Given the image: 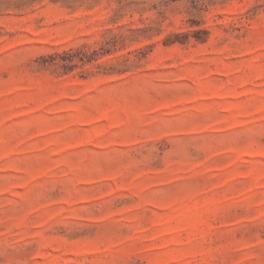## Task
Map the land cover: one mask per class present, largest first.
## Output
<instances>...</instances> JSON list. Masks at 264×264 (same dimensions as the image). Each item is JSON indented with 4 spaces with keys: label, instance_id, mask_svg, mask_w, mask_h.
Returning <instances> with one entry per match:
<instances>
[{
    "label": "rangeland",
    "instance_id": "374dc122",
    "mask_svg": "<svg viewBox=\"0 0 264 264\" xmlns=\"http://www.w3.org/2000/svg\"><path fill=\"white\" fill-rule=\"evenodd\" d=\"M0 264H264V0H0Z\"/></svg>",
    "mask_w": 264,
    "mask_h": 264
}]
</instances>
